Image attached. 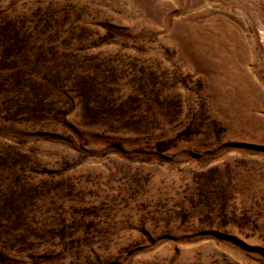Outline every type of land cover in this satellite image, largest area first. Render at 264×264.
Masks as SVG:
<instances>
[{"label": "rangeland", "instance_id": "rangeland-1", "mask_svg": "<svg viewBox=\"0 0 264 264\" xmlns=\"http://www.w3.org/2000/svg\"><path fill=\"white\" fill-rule=\"evenodd\" d=\"M0 264H264V0H0Z\"/></svg>", "mask_w": 264, "mask_h": 264}]
</instances>
